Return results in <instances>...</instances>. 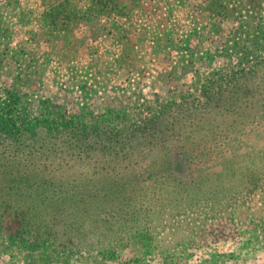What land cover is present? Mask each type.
<instances>
[{
	"label": "rangeland",
	"instance_id": "obj_1",
	"mask_svg": "<svg viewBox=\"0 0 264 264\" xmlns=\"http://www.w3.org/2000/svg\"><path fill=\"white\" fill-rule=\"evenodd\" d=\"M128 1L0 0V147L69 120L96 136L162 131L172 140L150 148L182 161L176 180L106 244L4 234L0 264H264V100L229 128L219 98L264 92V0H152L164 9L145 25L115 20Z\"/></svg>",
	"mask_w": 264,
	"mask_h": 264
},
{
	"label": "trees",
	"instance_id": "obj_2",
	"mask_svg": "<svg viewBox=\"0 0 264 264\" xmlns=\"http://www.w3.org/2000/svg\"><path fill=\"white\" fill-rule=\"evenodd\" d=\"M245 87L219 97L229 105L223 109L228 110L226 115L235 118L229 128L241 124L239 115L251 106L247 101L264 100L261 89L254 95L250 90L255 87ZM240 93L244 99L252 96L245 100L247 104L237 106L233 101L238 98L233 95ZM219 98L216 94L211 104L214 112L222 109ZM204 113L199 112V119ZM198 123L189 128H199ZM178 125L175 120L167 124L166 131L173 128V138L182 142ZM61 126L64 130L59 133L25 138L15 150L0 147V236L33 243L63 240L68 245L95 237L106 244L114 239L113 230L120 229L119 224L138 225L140 220L135 218L145 216L148 202L168 196L169 182L176 180V167L182 161H173L169 151L156 152L150 147L164 148L171 135L158 140L162 131L151 136L145 135L144 128L138 135L132 131L96 136L80 130L83 126L78 121Z\"/></svg>",
	"mask_w": 264,
	"mask_h": 264
},
{
	"label": "crops",
	"instance_id": "obj_3",
	"mask_svg": "<svg viewBox=\"0 0 264 264\" xmlns=\"http://www.w3.org/2000/svg\"><path fill=\"white\" fill-rule=\"evenodd\" d=\"M144 0H129L126 4H122L123 6H121L120 10L127 12V16L124 17H120V18H116L115 20H119L120 21H129L127 24H130L131 22H133L135 19L138 20V23L140 24H144L145 25V20L148 18H153L155 20H157L160 16L159 14H156V11H162L164 8L162 7L163 3L159 4V1H155L152 2V0H148V5H146L144 2ZM161 8V10H160ZM137 16V17H136ZM125 18V19H122ZM135 20V21H136ZM123 23V22H122ZM120 25H122L120 23ZM150 36V35H149ZM145 37H147V35H145ZM90 42H92L91 38H90ZM104 51H96V53L98 54H103ZM79 54H86V49L83 50H78Z\"/></svg>",
	"mask_w": 264,
	"mask_h": 264
}]
</instances>
